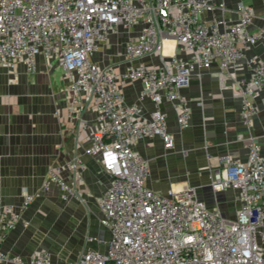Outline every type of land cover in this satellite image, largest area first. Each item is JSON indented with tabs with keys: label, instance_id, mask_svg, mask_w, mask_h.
<instances>
[{
	"label": "built area",
	"instance_id": "2783aa9c",
	"mask_svg": "<svg viewBox=\"0 0 264 264\" xmlns=\"http://www.w3.org/2000/svg\"><path fill=\"white\" fill-rule=\"evenodd\" d=\"M227 10L224 0H0V66L23 61L35 72L40 55L58 54L68 74L70 114L78 117L82 95L94 97L98 106L85 152L98 155L110 176L99 203L100 222L111 236L104 251H86L66 264H264V155L257 141L245 160L223 155V165L210 175L214 190L236 192L233 219L209 207L191 186L171 187L166 194L150 188L148 162L134 148L137 140L156 136L165 148L174 147L163 105L172 104L180 129L188 128L191 110L181 89L190 77L217 65L224 79L239 67L247 48L264 44V29H251L256 16L248 4L239 2L235 22L225 19ZM136 28L124 46L123 77L140 80L143 88L138 101L128 103L119 74L94 55L110 33ZM167 40H174L185 56L172 53L162 68L148 63L146 57L162 52ZM246 60L251 75L239 76L234 84L242 124L251 127L264 93V59ZM144 99L153 104L147 114ZM69 167L83 170L85 163L78 159ZM61 168L51 169L45 188L55 182L74 195ZM23 196L22 209L35 198L27 191ZM21 213L0 203V264H53L49 251L27 261L2 250Z\"/></svg>",
	"mask_w": 264,
	"mask_h": 264
},
{
	"label": "crops",
	"instance_id": "0c3cea01",
	"mask_svg": "<svg viewBox=\"0 0 264 264\" xmlns=\"http://www.w3.org/2000/svg\"><path fill=\"white\" fill-rule=\"evenodd\" d=\"M224 1L229 9L225 19L237 21L238 4L244 1L256 16L251 29H264V0ZM205 16L210 19L212 14ZM137 31V28L122 29L120 33H110L94 55L101 66L112 65L119 74V84L128 103L138 101L143 88L140 80L123 77L124 46ZM167 41L170 52L165 51ZM167 41L162 52L146 57L148 63L162 68L172 53L185 56L174 40ZM58 57V54L40 55L35 72H29L23 61H17L12 67L0 66V203L12 204L22 212L21 220L9 230L1 248L27 261L43 250L49 251L53 264H66L79 259L86 251L107 248L111 233L100 222L99 202L110 176L103 171L98 155L85 152L96 127L97 102L94 97L82 95L83 107L80 106L78 117L70 114L68 74L58 64ZM250 57L264 59V44L247 48L239 67L232 68L224 79L217 65L190 77L188 85L181 89L191 110L192 122L188 128L180 129L178 111L172 104L163 105L175 137L174 147L165 148L158 136L145 137L134 144L135 150L148 162L150 188L166 194L171 187L191 186L209 207L218 208L230 219L235 218L236 192L214 190L210 175L223 165V155L245 160L256 141L264 155V93L257 99L254 124L247 127L241 121V101L234 84L239 76L251 75L246 62ZM142 103L147 114L153 104L149 99ZM78 159L85 163L83 170L69 167ZM56 166L62 167L61 175L74 195L55 182H49L45 188V181ZM26 191L35 198L22 209Z\"/></svg>",
	"mask_w": 264,
	"mask_h": 264
},
{
	"label": "bare ground",
	"instance_id": "6f19581e",
	"mask_svg": "<svg viewBox=\"0 0 264 264\" xmlns=\"http://www.w3.org/2000/svg\"><path fill=\"white\" fill-rule=\"evenodd\" d=\"M169 43H170V42H169ZM165 51H166V52H170V51H171V45L168 44V41H167V43L165 44Z\"/></svg>",
	"mask_w": 264,
	"mask_h": 264
}]
</instances>
